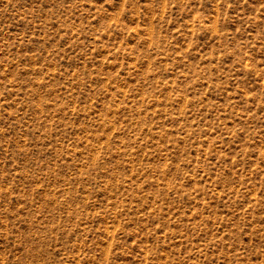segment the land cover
I'll use <instances>...</instances> for the list:
<instances>
[{
	"label": "rangeland",
	"instance_id": "1",
	"mask_svg": "<svg viewBox=\"0 0 264 264\" xmlns=\"http://www.w3.org/2000/svg\"><path fill=\"white\" fill-rule=\"evenodd\" d=\"M0 264H264V0H0Z\"/></svg>",
	"mask_w": 264,
	"mask_h": 264
}]
</instances>
